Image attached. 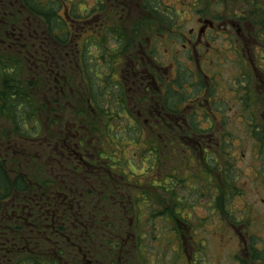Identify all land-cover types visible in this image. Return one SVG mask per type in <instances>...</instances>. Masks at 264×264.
<instances>
[{
  "label": "flooded vegetation",
  "instance_id": "obj_1",
  "mask_svg": "<svg viewBox=\"0 0 264 264\" xmlns=\"http://www.w3.org/2000/svg\"><path fill=\"white\" fill-rule=\"evenodd\" d=\"M11 1L17 4L7 0L0 6V56L8 54L32 64L35 72L46 75L45 86H72L77 77L83 86L87 65L98 80L100 74L111 75L109 83H98L109 86L107 95L123 108L110 123L115 132L122 122L128 128L130 123V128L141 129L138 135L144 139V147L139 151L147 153V182L158 176L162 187L187 188L180 197L174 192V210L167 208L169 200L159 212V229L167 228L176 235L182 263H202L201 240L205 239L200 233L213 231V221L208 218L223 213V206L214 204H229L230 199L242 203L232 219L220 220L222 230L240 240L244 257H256V263L264 264V248L257 242L264 236V146L253 142L256 147L246 185L249 171L244 174L243 168L234 171L230 166L236 148L243 156V144L228 143L229 138L264 139V0H179V10L168 5L163 8L165 0H95L89 12H78L81 18L70 16L71 10L61 2L66 36L61 31L45 35L42 21L31 16L21 19V11ZM101 7L107 12L101 13ZM92 9L95 14L90 16ZM135 10L138 18L130 19ZM185 13L190 19L184 18ZM106 14L111 16L109 22ZM92 17L94 24H90ZM23 25H28V34L22 33ZM114 27L124 35L115 34ZM110 28H114L113 34H107ZM62 127L60 138L51 137L53 143L48 145L50 161L66 156V163L79 169L75 173L81 183L101 178L107 192L112 189L117 196L103 192L97 203H109L126 215L134 203L124 182L113 170L95 164L96 153L105 149L84 136L77 123L66 119ZM152 161L157 170L150 173L147 165ZM203 199L211 210L209 216L194 218V208ZM104 216L99 211L98 217ZM131 218L134 221L129 225L138 226V214ZM129 244H120V254L143 250L137 243L127 249ZM109 251V259L116 258L117 253L109 255ZM78 255L79 264H111L98 253L92 257L84 247ZM121 260L117 258L119 263Z\"/></svg>",
  "mask_w": 264,
  "mask_h": 264
},
{
  "label": "trees",
  "instance_id": "obj_2",
  "mask_svg": "<svg viewBox=\"0 0 264 264\" xmlns=\"http://www.w3.org/2000/svg\"><path fill=\"white\" fill-rule=\"evenodd\" d=\"M15 1L21 11L19 17L31 16L41 20L45 35L51 36L60 31L61 35H67L63 30V16L58 15L61 2L65 4L66 0H49L47 3L40 0ZM2 2L7 0H0V6ZM94 10H91L90 16L95 14ZM102 10L104 8L101 7V13L107 12ZM71 15L75 18L82 16L75 5ZM105 16L109 22L111 16ZM25 26L22 33L28 34L29 27ZM114 28L117 30L115 34L124 35L117 27ZM114 28H110L107 34H113ZM106 46L112 49L110 41ZM100 48L103 50L102 46ZM88 67L85 68L83 86H80L82 81L77 80L78 77L72 86H45L46 75L35 72L32 64L8 54L0 56V264H79L81 258L78 251L81 247L92 257H96L97 253L102 255L106 263L140 264L135 253L131 261L126 254H120L119 249L120 244L127 240L133 242V237L138 240V236L143 244L153 243L156 239L157 247L164 250L173 264L180 261L179 252L171 250V246L177 243L176 235L167 228L163 231L159 229L161 205H166L164 188L159 185L158 176L147 182L145 175L149 172L144 170V154L147 156V153L139 151L144 147V139L138 135L141 129L130 128V123L128 128V124L122 122L121 129L115 132L110 121L116 114L122 113L123 108L116 106L114 99L107 95L109 86L98 84L102 81L109 83L111 75L100 74L101 79L98 80ZM48 95L51 100L47 99ZM66 119L82 126L84 136L93 138L99 148L109 147L107 151L96 153L95 164L113 170L124 182V187L129 186L126 191L134 208H129L126 215L125 211L109 203H97L103 192L117 196L112 189L107 192L101 178L81 183L75 173L79 169L66 163V156L58 155L50 161L48 145L50 141L53 143L51 137L60 138L59 132ZM256 141L264 146V139ZM132 152H137V155L134 153L130 157ZM148 158L151 160L152 155ZM152 164L156 161L147 165L150 173L157 170L156 165L152 168ZM68 174L70 176L66 180ZM140 175L142 178L138 177ZM154 186L157 187L156 192L151 191ZM169 200V206L174 210L177 205L174 194ZM219 205L223 206L225 202L214 204ZM99 211L106 216L98 217ZM109 212L115 215L110 216ZM136 213L138 226L131 227L129 223L134 221L131 215ZM229 218L232 219L231 216ZM150 221L151 227L148 226ZM130 247L131 244L127 249ZM107 251L109 255L117 253L116 258L111 256L109 259ZM119 257L122 259L120 263L117 261Z\"/></svg>",
  "mask_w": 264,
  "mask_h": 264
},
{
  "label": "rangeland",
  "instance_id": "obj_3",
  "mask_svg": "<svg viewBox=\"0 0 264 264\" xmlns=\"http://www.w3.org/2000/svg\"><path fill=\"white\" fill-rule=\"evenodd\" d=\"M40 1H44L45 3H47L49 0H40ZM94 1L95 0H67V1H65V4L67 5V8H69V9H67L68 11H70L72 9V7L75 5L76 10L78 12L83 13V12H89L90 11L91 6L93 4H95ZM178 1L179 0H165V4L171 5L174 9L179 10V6L177 4ZM13 4L16 7L15 10L19 9L17 6L19 4H15V3H13ZM126 12L127 11H125L124 14H126ZM63 14L64 13L61 10L58 13V15L61 17L63 16ZM137 16H138V12L135 10L131 14L130 19H137L138 18ZM93 17L90 18V24H94V22H95V19H93ZM125 18H126V15H124L123 19H125ZM184 18L190 19V17H188L187 13H185ZM190 25H191V23H190ZM83 36L85 38L88 36V34H83ZM106 44H108V41H106ZM91 50H93V49L91 48ZM47 99L51 100L50 95H48ZM229 142H235L236 145H238L239 142H241V144H243V147L241 149L243 151V156H242V153H241V155L238 153L239 147L234 150V152H235V158L234 159H236V162L233 160V167L235 168V170L237 169V167L243 168L244 174L247 171H249V173L246 174V181L244 182V184L247 185L250 182L249 175L251 173V168L253 165L252 159H253V154H254V148L256 147L253 142L257 143V141H256V139L242 138L241 137L239 139V141H235V140H233V138H229L228 143ZM130 148H132V147H130ZM130 148H128V152L130 151ZM141 151L143 152V150H141ZM134 153L136 154L137 152H132L129 156L130 157L134 156ZM242 158H243V161H241ZM127 161H129V160H127ZM163 188H164L163 196L165 199V203H167L169 201V198L172 197V194L176 195L174 192L177 189L174 191L175 188H170L168 186H163ZM151 189H152L151 190L152 192H154V191L156 192L157 187L154 186V188H151ZM186 189L187 188L179 187L177 190L178 196L180 197V196L184 195L186 193ZM124 190L126 191V189H124ZM165 190H166V192H165ZM122 194H125V192L123 190H122ZM241 203L242 202H240V201H234L232 203L231 210H232L233 214L238 210V206L241 205ZM169 204L167 205V208H170ZM207 206H208V202H206L204 199L199 201L196 205V208H194V210H195L194 218L195 217H201V218L205 219V216H209V213L211 210H209L207 208ZM221 212H223V213L221 214L218 212V215H216L214 213V215H211V217L208 218V220L210 222L213 221L211 226L213 227L214 230L208 231V233H204V232L200 233V236L203 239H205V240H201V242L204 244V255H203L204 260L201 261L202 263L201 262L200 263L201 264H255L257 262L256 260H258V258L254 257L252 260V259L244 257L240 251V249H241V247L239 246L240 240L234 234L227 235L228 232H226L225 230H222V227L220 226V220H224V222H226L225 217H227V214L224 211H221ZM184 216L187 217L186 215H184ZM148 226H150V227L152 226L151 221L148 222ZM146 228H148V227H146ZM154 232H156V231L154 230ZM186 237H189V235ZM166 242H167V240H166ZM257 242H259L261 244L262 248H264V236H262L260 240H257ZM153 243L156 246H158V241L156 239H154ZM154 249H156V248L155 247H149L148 252L151 253ZM171 250H172V248H171ZM127 256H129V260H131L132 254L128 253ZM176 260L179 261V257L177 255H176ZM131 261H133V260H131ZM168 264H170L169 260H168ZM174 264H177V263H174ZM256 264H258V263H256Z\"/></svg>",
  "mask_w": 264,
  "mask_h": 264
}]
</instances>
